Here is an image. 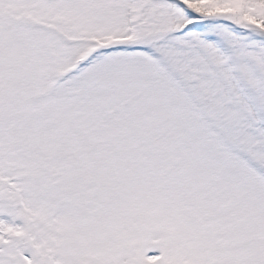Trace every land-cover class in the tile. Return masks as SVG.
Returning <instances> with one entry per match:
<instances>
[{
	"label": "snow or ice",
	"instance_id": "obj_1",
	"mask_svg": "<svg viewBox=\"0 0 264 264\" xmlns=\"http://www.w3.org/2000/svg\"><path fill=\"white\" fill-rule=\"evenodd\" d=\"M0 264H264V0H0Z\"/></svg>",
	"mask_w": 264,
	"mask_h": 264
}]
</instances>
